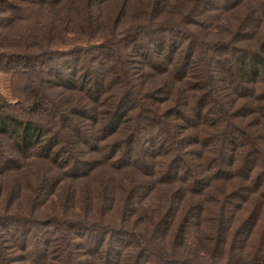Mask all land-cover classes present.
I'll use <instances>...</instances> for the list:
<instances>
[{"label":"trees","instance_id":"1","mask_svg":"<svg viewBox=\"0 0 264 264\" xmlns=\"http://www.w3.org/2000/svg\"><path fill=\"white\" fill-rule=\"evenodd\" d=\"M0 74V264H264V0H0Z\"/></svg>","mask_w":264,"mask_h":264},{"label":"rangeland","instance_id":"2","mask_svg":"<svg viewBox=\"0 0 264 264\" xmlns=\"http://www.w3.org/2000/svg\"><path fill=\"white\" fill-rule=\"evenodd\" d=\"M17 85V83H16ZM13 78L11 74H0V91L10 101L17 102V97L12 90Z\"/></svg>","mask_w":264,"mask_h":264}]
</instances>
